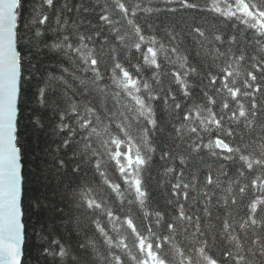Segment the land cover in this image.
I'll list each match as a JSON object with an SVG mask.
<instances>
[{"label":"snow or ice","instance_id":"obj_1","mask_svg":"<svg viewBox=\"0 0 264 264\" xmlns=\"http://www.w3.org/2000/svg\"><path fill=\"white\" fill-rule=\"evenodd\" d=\"M156 3L38 0L24 35V0H0V264H24L28 238L18 132L26 56L18 45L22 36L38 44L46 30L54 40L42 47L68 64L37 90L45 106L53 82L63 85L65 105L53 107V158L67 177L61 224L103 238L99 264H264V0ZM204 12L217 23L189 15ZM162 13L184 15L177 24L159 21ZM162 133L167 143H158ZM158 162L163 206L151 185ZM35 235L54 264H97L90 238L77 254L51 226Z\"/></svg>","mask_w":264,"mask_h":264},{"label":"trees","instance_id":"obj_2","mask_svg":"<svg viewBox=\"0 0 264 264\" xmlns=\"http://www.w3.org/2000/svg\"><path fill=\"white\" fill-rule=\"evenodd\" d=\"M57 6L62 0H56ZM75 2V0H73ZM147 2V0H146ZM38 3V0H24V15L21 19V25L19 31L24 35L28 33L24 32L23 24L28 19L34 4ZM103 3V0H101ZM152 6H162L153 0ZM183 13H178L174 17L171 14L162 13L159 16V21L174 20L177 24L181 23V16ZM189 15H196L204 18L205 27H211L214 23H217L211 15L207 12L204 13H190ZM56 11L50 10L48 27L55 28ZM85 20H92L95 22L94 16H85ZM230 31V26H227ZM82 31L86 29H81ZM54 40V35L51 32L45 31L43 37L38 44L27 45L21 37V43L18 48L25 50V65L24 76L21 82V92L19 96V113H18V132L20 142L23 147V168L22 175L23 180V194L22 202L25 210V222L28 228L27 246L25 249L24 264H54L51 258L42 255V248L45 247L35 232H38L41 227L45 229V235L47 230L52 227L56 236L63 237L72 246L73 251L77 254H81L78 244L85 242L90 238L97 244L96 253H92L91 247L88 249L90 256H93L99 264V257L105 254L106 245L103 244V238L98 234L87 231L77 235L72 231L71 226H65L61 224V220L64 219L58 209L65 207V202L61 199L63 183L67 179L66 176H61L56 170V161L53 158L55 156L54 147L59 143L58 138L54 135L53 129L58 120V113L53 111L55 105L64 107L65 102L62 99L63 85L59 82H53V87L49 89L45 97L47 104L41 106L38 100V88L45 87L48 83L47 77L50 74L59 76L62 74V68L67 67V61L63 59L55 50L42 47L44 44L50 43ZM40 46L41 50L36 51L35 47ZM249 51H251L249 49ZM28 53H31L30 58ZM193 59L195 60V54L193 53ZM135 62V61H134ZM199 63V61H195ZM66 78H68L66 76ZM70 80V78H69ZM71 82V80H70ZM71 95V93H69ZM158 119L162 124L166 122V114L163 111L158 112ZM39 121V126L34 121ZM158 143H167V136L160 134L158 136ZM64 153H62L63 155ZM195 163V162H194ZM200 167V165H196ZM162 175V169L158 162L153 170L151 181L153 196L157 203L161 206L164 204L165 197L168 192L163 187L157 186L159 176ZM187 175V173H186ZM105 192H107L106 186H104ZM250 195H245L239 203V216L243 215L245 205L249 202ZM35 201L38 207H33L32 202ZM233 211H236L234 209ZM35 230V231H34ZM109 235H115L109 231ZM182 239V238H181ZM68 264H72L69 259Z\"/></svg>","mask_w":264,"mask_h":264},{"label":"water","instance_id":"obj_3","mask_svg":"<svg viewBox=\"0 0 264 264\" xmlns=\"http://www.w3.org/2000/svg\"><path fill=\"white\" fill-rule=\"evenodd\" d=\"M20 96V94H19ZM19 96H18V105H19ZM22 194H23V185H22Z\"/></svg>","mask_w":264,"mask_h":264}]
</instances>
